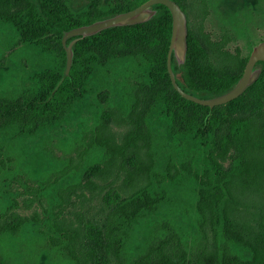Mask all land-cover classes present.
<instances>
[{
	"label": "trees",
	"instance_id": "1",
	"mask_svg": "<svg viewBox=\"0 0 264 264\" xmlns=\"http://www.w3.org/2000/svg\"><path fill=\"white\" fill-rule=\"evenodd\" d=\"M143 1L97 0L76 11L65 1L0 0V24L52 57L18 93H0V177L17 185L0 193V244L44 253L47 264H264V90L253 107L226 110L264 84L263 61L258 79L229 102L210 108L184 98L167 69L171 13L155 4L148 21L69 37L65 74L66 31ZM175 1L188 27L184 63L171 57L177 83L201 97L227 90L249 54L227 47L228 32L212 39L204 30L209 0ZM88 97L89 144L69 143L65 157L44 145L13 154V141L70 123ZM112 125L124 127L118 139ZM118 180L124 195L104 213L100 250L87 240L83 211H66L73 198L83 205ZM160 214L171 218L152 231ZM180 222L200 236L197 248Z\"/></svg>",
	"mask_w": 264,
	"mask_h": 264
},
{
	"label": "rangeland",
	"instance_id": "2",
	"mask_svg": "<svg viewBox=\"0 0 264 264\" xmlns=\"http://www.w3.org/2000/svg\"><path fill=\"white\" fill-rule=\"evenodd\" d=\"M55 1H65L71 9L77 11L84 8L91 1L96 2L97 0ZM112 1L115 0H102V3L106 5ZM132 1L135 3L139 0ZM204 30L209 33L212 39H217L223 32H228L232 40L227 47L233 50L237 46L244 55H247L250 53L253 44L264 39V0H209V13L204 21ZM51 59L50 55L40 52L32 44L21 42L18 34L11 26L0 24V93H18L28 84L31 74L39 70L40 67L47 66ZM262 90H264V84L258 85L237 101L227 105L226 110L235 113L240 109L246 110L253 107L257 103V97ZM91 107L90 97L83 99L76 106V112L71 117L70 123L63 122L61 127L43 132L41 136L39 135L36 138L15 140L11 151L16 156L22 153L29 154L34 148L44 145L55 156L65 157L69 152V149H65V146H69V143L72 145L89 144L95 123V114L92 112ZM111 131L118 139L123 133L124 127L112 125ZM3 140L6 139L4 135L0 134V145ZM31 166L40 169L42 163L35 160ZM1 180L0 177V193L6 189L11 191L17 188L15 184L6 186ZM119 182V180L116 181L114 185L106 188L100 195L92 198L87 203H83V205L79 204L77 198H73L66 211L68 218H71L76 210L83 211L84 232L87 240L100 250H102L104 213L124 195ZM19 211L21 213L27 212L24 210ZM156 217L154 222L156 225L151 228L152 231L160 227V221L170 220L169 218H171L166 214H160ZM180 223L183 227L181 233L185 243L191 245L193 249L197 248L201 239L192 228V224L189 222ZM17 247L18 245H9V243L7 245L0 244V264H47L44 253H40L35 257L34 251H28L23 256L18 254L20 249ZM29 252L30 254H28Z\"/></svg>",
	"mask_w": 264,
	"mask_h": 264
},
{
	"label": "water",
	"instance_id": "3",
	"mask_svg": "<svg viewBox=\"0 0 264 264\" xmlns=\"http://www.w3.org/2000/svg\"><path fill=\"white\" fill-rule=\"evenodd\" d=\"M155 4H164L171 13L172 28L167 54V69L172 85L184 98L212 108L215 105L224 104L240 96L258 79L262 71V65L258 64V62H264V39L251 46L242 74L227 90L209 97L196 96L183 90L176 81V76L171 66V57L173 56L177 65L184 63L187 50L188 27L186 14L175 0H145L127 11L98 18L88 24L66 31L62 36L63 46L66 51L65 74L68 73L72 65L74 54L73 47L76 41V39H72L66 43L69 37H87L106 28L148 21L157 13V9L153 7Z\"/></svg>",
	"mask_w": 264,
	"mask_h": 264
}]
</instances>
